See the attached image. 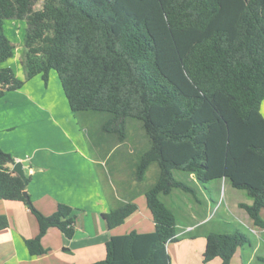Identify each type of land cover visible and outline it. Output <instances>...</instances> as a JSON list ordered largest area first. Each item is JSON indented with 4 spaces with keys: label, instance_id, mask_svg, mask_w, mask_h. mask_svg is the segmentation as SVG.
<instances>
[{
    "label": "trees",
    "instance_id": "obj_1",
    "mask_svg": "<svg viewBox=\"0 0 264 264\" xmlns=\"http://www.w3.org/2000/svg\"><path fill=\"white\" fill-rule=\"evenodd\" d=\"M38 1L0 0V97L25 83L11 66L1 65L16 49L6 21L24 20L27 57L42 55L23 63L26 80L40 74L48 83L55 70L71 110L104 114L99 129L119 142L127 137L128 121L140 120L150 146L138 159L135 178L142 181L154 163L159 168L145 190L155 229L112 235L106 257L92 264H172L167 243L194 234L180 231L164 196L175 189L194 195L197 182L231 179L252 198L240 206L264 228V139L247 145L261 160L251 176L233 178L251 167L225 164L233 152L231 123L264 136V0H42L35 9ZM15 162L0 146V198L22 201L35 215L39 232L25 242L39 256L48 251L42 238L50 227L74 236V208L59 203L51 214L39 211L24 195L29 177L25 182L8 166ZM137 209L129 201L104 213L107 228L123 224ZM8 225L0 215V229ZM206 240L204 264L215 258L230 264L238 248L253 245L237 227L210 231Z\"/></svg>",
    "mask_w": 264,
    "mask_h": 264
},
{
    "label": "crops",
    "instance_id": "obj_2",
    "mask_svg": "<svg viewBox=\"0 0 264 264\" xmlns=\"http://www.w3.org/2000/svg\"><path fill=\"white\" fill-rule=\"evenodd\" d=\"M20 56L21 49L16 47L14 56L1 64L11 66L16 77L25 79V83L21 88L6 90L0 97V146L11 153L15 161L30 162L25 167L29 177L26 191L39 211L51 214L56 211L59 203L74 208L75 234L67 238L59 228L50 227L42 238V244L48 251L32 256L25 241L35 238L39 232L35 215L22 201L0 198V215L7 216L9 220V225L0 229V264H92L106 257V242L112 235L132 230L151 232L155 229L146 201V188L137 193L134 192L135 186L127 183L121 188L123 195L119 196L113 182L105 183L104 172L102 174L99 167L100 161L112 157L105 156L104 152L113 151L122 142L108 149L102 143L107 139V133L103 135L93 132L95 135L92 136L89 131L97 121L95 113H75L71 110L54 70L49 74L48 84L40 74L26 80L28 71ZM262 113L264 116V107ZM152 168L155 174L151 182L153 184L158 178L159 168L156 163L148 171ZM114 170L116 173L121 171L116 163L109 171L111 177ZM129 201L137 203L138 209L123 224L108 229L103 214ZM241 214L249 216L245 212ZM205 219L188 224L187 230L181 232L194 234L205 224ZM231 227L235 229L236 225L232 223ZM215 230H201L198 235L195 233L192 237L168 242L167 251L172 264H175V259L181 260L180 264H202L206 234ZM258 246L259 242L253 240L250 263L255 256L258 259L263 257L257 256ZM240 248L230 264H239L236 256ZM184 251L185 255L181 257ZM218 259L215 258L213 264H218Z\"/></svg>",
    "mask_w": 264,
    "mask_h": 264
},
{
    "label": "rangeland",
    "instance_id": "obj_3",
    "mask_svg": "<svg viewBox=\"0 0 264 264\" xmlns=\"http://www.w3.org/2000/svg\"><path fill=\"white\" fill-rule=\"evenodd\" d=\"M42 3V0H39L35 5V9L42 8ZM26 26L27 24L24 20L13 18L6 21L7 34L15 43L16 47L21 49L20 59L22 60V62L28 64L31 59L40 61L42 55L31 54L32 58L27 57V54L29 53H27L28 49L24 50L26 49L24 44ZM56 75L58 77V74ZM94 116L97 121L95 125L92 126V128L95 127V129L91 128L89 133L92 136L95 135L93 134V132L96 134L104 135L105 132H102L99 127L102 120H104L105 115L95 112ZM231 129H233L234 133L231 138V142L229 139L228 147L231 144V151L233 152L230 157L227 154L225 164L230 165V167L234 166L235 163H243V165L250 166L251 171H249L245 175H234V173L233 175H231V177L233 178L249 177L252 175L256 165L260 163L261 160L257 158L254 152L250 153L246 151L247 145L258 140H263L264 136L263 138H260L257 134H255V132L247 134V132L250 131L246 126L240 123H231ZM100 138L101 137H98V139ZM102 143L105 146L107 145L108 149H111L121 142L118 141L115 135L108 134L107 139L103 140ZM149 146L150 141L144 131L142 122L140 120L130 119L128 121L127 137L120 144V147L115 148L113 151L109 150L107 152H104L105 156L112 155V157H108V159H106L105 157L104 161L103 159L100 161L101 165L99 164V167L101 173L103 174L104 172L103 179H105V183L113 182V185L119 196L123 195L122 189L124 188V185H127V183L135 186L134 192L137 193L143 191L144 188L147 189L152 184L151 182L155 177L154 168L150 169V171L147 172L146 179H144L142 182H137L135 178V167L138 159L144 152V150H146ZM92 147L94 148L93 144ZM126 150H129V152ZM213 156L216 161H220L221 155L219 152H215ZM115 163L120 167L121 171H118L119 176L117 175L118 173H116V170L112 171L111 177L109 171H111L112 166ZM117 176L120 180L117 179ZM189 182L192 186H195V184L191 180H189ZM194 195L181 189H175L170 195L164 196L166 202L175 210L177 214L180 231H182L183 229L187 230L188 224L198 222L204 217L206 218L205 224L199 227L197 230L198 232L195 231L194 234L197 233L196 235H198L199 231L201 230L211 229L232 232L234 230V228L231 227L233 223L241 232L250 236L254 241L257 240L259 242L257 256L264 257V232H262L261 228L254 225L252 219L249 216H246V218L243 214H241L245 212V215H247V212L240 206V203L252 202V198L247 194L245 190L234 187L231 179L229 178L212 179L209 180L205 185L197 182ZM226 221L229 223H226ZM231 221L233 222L231 223ZM216 226H219V228H217ZM249 226L255 229L256 232ZM186 237L192 236L187 235L185 237H182V239ZM239 250L240 253L236 256L237 263L241 264L243 262L244 264H263V262L256 256L253 258L251 263L249 262V256L251 255L252 251V248L249 245H245ZM184 255L185 251L183 254H181V257H183ZM177 258H180V256L177 255ZM180 261L181 260L175 259V264H180ZM202 264H204V262H202Z\"/></svg>",
    "mask_w": 264,
    "mask_h": 264
},
{
    "label": "water",
    "instance_id": "obj_4",
    "mask_svg": "<svg viewBox=\"0 0 264 264\" xmlns=\"http://www.w3.org/2000/svg\"><path fill=\"white\" fill-rule=\"evenodd\" d=\"M30 162L28 160L16 161L14 164L9 163L8 166L18 174L25 182H27V175L25 173V167H28ZM25 197H28L27 191H24Z\"/></svg>",
    "mask_w": 264,
    "mask_h": 264
}]
</instances>
